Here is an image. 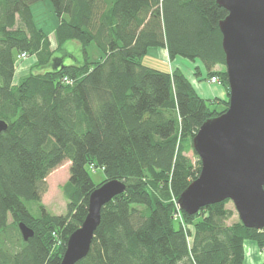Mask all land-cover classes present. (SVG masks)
Masks as SVG:
<instances>
[{
    "label": "trees",
    "instance_id": "trees-1",
    "mask_svg": "<svg viewBox=\"0 0 264 264\" xmlns=\"http://www.w3.org/2000/svg\"><path fill=\"white\" fill-rule=\"evenodd\" d=\"M37 1L0 0V119L8 123L0 132V264H61L91 192L115 178L126 190L103 206L90 250L75 264H244L246 240L264 254V228L228 223L231 200L195 214L176 204L201 171L193 137L229 105L219 26L228 10L217 0H51L59 16L53 50L34 21ZM73 40L83 60L56 67V52ZM92 42L100 60H90ZM151 47H166L170 61L200 60L227 97L206 99L181 69L144 64ZM22 52L36 61L15 82ZM65 161L67 211L53 214L42 195ZM88 167L106 178L96 184ZM21 221L34 230L28 240Z\"/></svg>",
    "mask_w": 264,
    "mask_h": 264
},
{
    "label": "water",
    "instance_id": "water-1",
    "mask_svg": "<svg viewBox=\"0 0 264 264\" xmlns=\"http://www.w3.org/2000/svg\"><path fill=\"white\" fill-rule=\"evenodd\" d=\"M228 10L219 23L225 52L229 105L207 119L193 137L201 159L199 175L181 192V210L231 200L242 223L264 228V0H217ZM62 57L59 58L60 66ZM8 123L0 119V132ZM126 190L120 179H109L89 196L88 213L68 237L61 264H75L89 252L103 206ZM24 240L34 230L19 223Z\"/></svg>",
    "mask_w": 264,
    "mask_h": 264
},
{
    "label": "rangeland",
    "instance_id": "rangeland-1",
    "mask_svg": "<svg viewBox=\"0 0 264 264\" xmlns=\"http://www.w3.org/2000/svg\"><path fill=\"white\" fill-rule=\"evenodd\" d=\"M31 10L37 27L43 29L45 33L48 34L49 39L51 41V48L53 50L56 49L57 43L55 38V31L57 26L59 25V22L56 24V20L59 21V16L55 12L52 1L39 0L31 5ZM87 48H88L90 60L97 61L100 60L105 55L104 52L93 42L90 45H88ZM67 52H69L70 54H68ZM56 56L66 58L67 63L65 62V64L76 63L73 57L77 59V62L82 61L83 52H82L81 44L75 40L68 41L65 43L63 50L56 52ZM29 57L30 56H28L27 58ZM27 58L18 60L16 56V61H18V63H23ZM187 60L190 61V59ZM169 62H171L170 58H169ZM169 62L164 60L161 61L160 59L156 60L153 58V55H147L143 63L161 70H169L170 69ZM184 69H187V67ZM194 71H197L196 68ZM196 77L198 79L199 78L203 79L205 75L204 74L203 76L196 75ZM225 97H227V94ZM187 154L195 160V154L193 149L189 150ZM69 168H70V161H65L61 165L56 167L47 177L48 189L42 195V203L45 206L46 210L50 213L63 214L66 213L67 211V201L63 196L61 186L69 179V175H70ZM88 170L92 179L96 184L101 183L106 178L105 172L102 168L97 167L93 169L91 167H88ZM227 206L235 210L234 215L232 216V218L228 220V223H233L238 219H240L238 212L235 209L234 203L232 201H229ZM34 209L35 210L33 211V213L38 214L39 209L36 208Z\"/></svg>",
    "mask_w": 264,
    "mask_h": 264
},
{
    "label": "crops",
    "instance_id": "crops-1",
    "mask_svg": "<svg viewBox=\"0 0 264 264\" xmlns=\"http://www.w3.org/2000/svg\"><path fill=\"white\" fill-rule=\"evenodd\" d=\"M59 21L56 20V24ZM70 54L69 52H67ZM152 53V54H151ZM147 55H153L154 59H160L161 61H168L169 62V54L166 47H151L148 50V53L143 57L144 59ZM35 56H30L27 58L23 63H18L17 61V68L15 72L14 81L18 82V80L28 73L31 66L34 64ZM73 59L77 62V59L73 57ZM63 63H67V59L62 57L61 60ZM29 63V64H28ZM28 64V65H27ZM71 64V63H68ZM145 64V63H144ZM147 65V64H146ZM170 69L168 71H172L175 68H179L182 72L188 77V79L192 82L194 88L196 89L197 93L206 99H214V98H226L227 91L222 84L212 83L209 81L210 76L207 73L204 64L200 60L195 61H188L186 58L177 56L171 62H169ZM187 69H184L186 68ZM196 68L197 71H194ZM205 77L203 79H198L196 75ZM263 252L259 248V246L251 240L245 241V262L244 264H262L263 263Z\"/></svg>",
    "mask_w": 264,
    "mask_h": 264
},
{
    "label": "built area",
    "instance_id": "built-area-1",
    "mask_svg": "<svg viewBox=\"0 0 264 264\" xmlns=\"http://www.w3.org/2000/svg\"><path fill=\"white\" fill-rule=\"evenodd\" d=\"M28 56H29V55H28L26 52H22V53H20V54L18 55V60L25 59V58H27ZM64 81H65L66 83H69V84H71V83L73 82L72 80H70V79L67 78V77L64 78ZM209 81H210V82H215V83L221 84V81H220V78H219L218 75L210 76ZM176 204H177L178 209L181 210L180 204H179L177 201H176Z\"/></svg>",
    "mask_w": 264,
    "mask_h": 264
}]
</instances>
